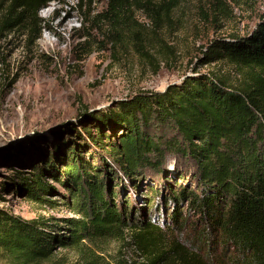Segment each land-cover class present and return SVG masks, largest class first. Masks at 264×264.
I'll list each match as a JSON object with an SVG mask.
<instances>
[{
	"label": "trees",
	"instance_id": "trees-1",
	"mask_svg": "<svg viewBox=\"0 0 264 264\" xmlns=\"http://www.w3.org/2000/svg\"><path fill=\"white\" fill-rule=\"evenodd\" d=\"M56 1L0 0V36L19 34L26 48L35 46L46 29L39 12ZM88 2L81 0L80 8ZM104 2L100 20L118 27L134 8L162 17L173 6L169 1L158 10L151 0ZM210 54L209 62L227 59L247 71L249 80L234 86L218 75L197 73L164 92L121 101L107 114L84 115L85 122L96 124L97 132L89 140L106 149L119 168L111 179L119 178L124 187L129 181L135 191L139 182L150 181L146 188L158 201L146 200L147 220H132L131 199L118 205V192L105 184V169L85 162L72 146L64 173L75 187L74 206L86 220H68L71 234L65 236L55 234L47 221H25L0 211V249L16 264H33L50 259L58 248L83 252L84 240L124 238L130 230L140 264H264V22L246 37L216 40ZM108 130L116 132L117 143H112ZM170 159L175 160L174 171L168 170ZM170 176L178 179L170 184ZM36 179L29 194L45 201L39 193L47 192V183L42 174ZM169 207L170 225L164 221L161 226L150 217ZM185 207L188 214L183 217ZM188 226L194 234L199 232L192 242L165 240L166 231ZM219 244L221 253L210 258Z\"/></svg>",
	"mask_w": 264,
	"mask_h": 264
},
{
	"label": "rangeland",
	"instance_id": "rangeland-1",
	"mask_svg": "<svg viewBox=\"0 0 264 264\" xmlns=\"http://www.w3.org/2000/svg\"><path fill=\"white\" fill-rule=\"evenodd\" d=\"M169 1L173 6L168 15L160 10L162 17L151 16L134 8L118 27L100 20L106 9L104 0H91L82 9L81 0H57L39 12L46 29L35 46L26 48L19 34L0 36V211L25 221H47L55 234L69 236L68 220H86L74 206L75 187L64 173L67 149L76 146L85 162L105 169V184L118 192V205L131 199L135 207L132 220L148 219L146 200L158 199L146 188L150 181L139 182L135 191L129 181L124 187L119 178L111 179L119 168L106 149L89 140L97 132L96 124L85 122L84 115L107 114L121 101L164 92L197 73L244 85L249 80L247 71L227 59L209 62L210 50L216 40L246 37L264 22V0H151L156 9ZM116 132H110L112 143L119 141L118 135L113 137ZM174 164V159L168 161L169 171H174ZM39 171L47 183V192L39 193L45 201L29 194ZM138 178L134 176V180ZM170 179L173 184L178 178ZM170 207L154 211L150 217L161 226L164 221L170 225ZM139 209L142 214L137 216ZM182 214L187 216L186 207ZM195 219L192 217V224ZM192 230L188 226L166 231L165 240L192 242L199 233ZM83 243V252L58 248L50 259L33 264L143 262L132 246L130 230H125L124 238ZM218 253L220 244L210 258ZM0 264L16 261L0 249Z\"/></svg>",
	"mask_w": 264,
	"mask_h": 264
}]
</instances>
